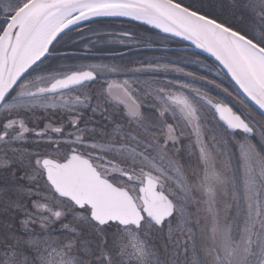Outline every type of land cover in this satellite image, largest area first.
Here are the masks:
<instances>
[{
	"label": "snow or ice",
	"instance_id": "snow-or-ice-1",
	"mask_svg": "<svg viewBox=\"0 0 264 264\" xmlns=\"http://www.w3.org/2000/svg\"><path fill=\"white\" fill-rule=\"evenodd\" d=\"M0 264H264V0H0Z\"/></svg>",
	"mask_w": 264,
	"mask_h": 264
},
{
	"label": "rangeland",
	"instance_id": "rangeland-1",
	"mask_svg": "<svg viewBox=\"0 0 264 264\" xmlns=\"http://www.w3.org/2000/svg\"><path fill=\"white\" fill-rule=\"evenodd\" d=\"M125 28H127V26H125ZM117 51H119L120 53H122V56H117L114 60L110 61V62H113V63H117V64H121L123 65L124 67L126 68H130V67H135V66H138L139 64H133L131 66H127L125 65V62L131 58L135 59H142V61H147V60H150L154 55H160L161 53L159 52H156V53H148V54H143V53H138V54H130L131 52H128L130 50L126 49V48H121L119 45H116L115 46ZM127 52V53H126ZM187 70H190V71H197V69L195 68H189ZM199 74V72H198ZM215 94V93H213Z\"/></svg>",
	"mask_w": 264,
	"mask_h": 264
},
{
	"label": "trees",
	"instance_id": "trees-1",
	"mask_svg": "<svg viewBox=\"0 0 264 264\" xmlns=\"http://www.w3.org/2000/svg\"><path fill=\"white\" fill-rule=\"evenodd\" d=\"M125 26H127V27H129V25L128 24H124L123 25V27H125ZM117 30L119 31L120 29H119V26L117 27ZM138 53H143V54H148V53H156V52H153V51H147V50H145V51H132L130 54L132 55V54H138ZM144 61H142V59H137V58H135V59H133V58H131V59H129V60H127L126 62H125V65H127V66H131V65H135V64H140V63H143Z\"/></svg>",
	"mask_w": 264,
	"mask_h": 264
}]
</instances>
